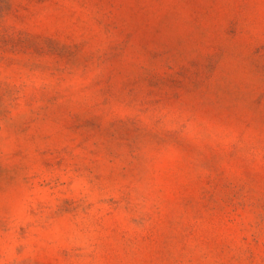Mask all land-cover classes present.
<instances>
[{"label":"rangeland","instance_id":"1","mask_svg":"<svg viewBox=\"0 0 264 264\" xmlns=\"http://www.w3.org/2000/svg\"><path fill=\"white\" fill-rule=\"evenodd\" d=\"M0 264H264V0H0Z\"/></svg>","mask_w":264,"mask_h":264}]
</instances>
